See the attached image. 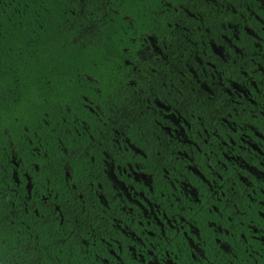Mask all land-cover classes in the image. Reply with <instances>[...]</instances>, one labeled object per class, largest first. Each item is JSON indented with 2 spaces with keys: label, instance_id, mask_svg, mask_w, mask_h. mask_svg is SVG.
<instances>
[{
  "label": "flooded vegetation",
  "instance_id": "1",
  "mask_svg": "<svg viewBox=\"0 0 264 264\" xmlns=\"http://www.w3.org/2000/svg\"><path fill=\"white\" fill-rule=\"evenodd\" d=\"M69 4L77 39L124 22L121 85L0 264H264V0Z\"/></svg>",
  "mask_w": 264,
  "mask_h": 264
},
{
  "label": "trees",
  "instance_id": "2",
  "mask_svg": "<svg viewBox=\"0 0 264 264\" xmlns=\"http://www.w3.org/2000/svg\"><path fill=\"white\" fill-rule=\"evenodd\" d=\"M110 17L82 40L69 29V0H0V221L10 201L14 238L28 179L31 196L41 180L65 185L63 167L80 157L89 138L88 107L113 106L117 99L125 53L116 26L122 21ZM27 215L36 230V214ZM3 231L0 225V246Z\"/></svg>",
  "mask_w": 264,
  "mask_h": 264
}]
</instances>
